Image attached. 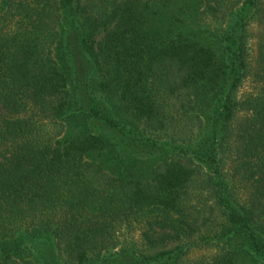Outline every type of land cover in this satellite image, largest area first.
<instances>
[{
  "label": "trees",
  "instance_id": "trees-1",
  "mask_svg": "<svg viewBox=\"0 0 264 264\" xmlns=\"http://www.w3.org/2000/svg\"><path fill=\"white\" fill-rule=\"evenodd\" d=\"M184 1L0 0V264H264V0Z\"/></svg>",
  "mask_w": 264,
  "mask_h": 264
},
{
  "label": "rangeland",
  "instance_id": "rangeland-1",
  "mask_svg": "<svg viewBox=\"0 0 264 264\" xmlns=\"http://www.w3.org/2000/svg\"><path fill=\"white\" fill-rule=\"evenodd\" d=\"M74 1L76 3L83 4L85 0H74ZM200 9H201L200 5L195 3V2L194 3H189V2H186L184 0H174V3H172L169 8L164 10L162 12V14L166 18L174 17L175 15H178L180 17V19L184 21V26L182 28L184 30V32L185 33L186 32H190V33L192 32V33L196 34L198 32V25H200V24H199L198 21H197V23H195V20L198 19L197 18L198 17L197 14L200 11ZM207 22L211 26L214 25V22H211L209 19L207 20ZM254 29H255V27H254ZM254 43H255V41L251 42L252 47H253ZM81 70L83 71V73L86 72L87 78H90V77L92 78V76L94 75V74L92 75V72L85 71L82 68H81ZM87 72L90 73V74L88 75ZM249 88H250L249 84L245 83L243 88L241 89L240 93L244 94V93L248 92ZM109 102H111V103L115 102V105L113 107L111 105L110 108H111L112 118L114 119V121H118L119 118H120V110H119V107H118V103L116 102V100H114V98L110 99ZM109 106H110V104H109ZM106 108H107V102H106ZM128 118H129V116H128ZM138 124H139V122H137V125ZM187 135L188 134H186V131L185 132L183 131L181 133L180 137L181 138H186ZM144 160H145V158H142L139 163L141 164ZM204 199L205 198H203V200L201 199V201L203 202ZM205 204H206V206H210L211 205V203L207 200V198L205 199ZM203 208H205V211H207V212H205L206 214H205L204 218H208L207 216H208V214H210L211 210L210 209L207 210V208L204 205H203ZM205 223H207V222H205ZM206 225L207 224L200 226V236L201 235L202 236L205 235L206 228H207ZM134 228L135 227L131 228L130 234L129 233L127 234V230H125L123 236H121V239L132 238V239H134L136 241L137 238H138L139 232L136 231ZM211 253H212V250H195V251H193L192 253L189 254L188 258L191 261H196V260H198V259H200V258H202L204 256L211 255ZM243 264H256V263L251 262V261H246Z\"/></svg>",
  "mask_w": 264,
  "mask_h": 264
}]
</instances>
